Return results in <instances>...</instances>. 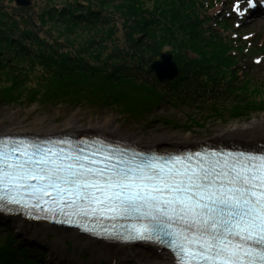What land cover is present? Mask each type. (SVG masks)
Here are the masks:
<instances>
[{"label":"snow or ice","instance_id":"1","mask_svg":"<svg viewBox=\"0 0 264 264\" xmlns=\"http://www.w3.org/2000/svg\"><path fill=\"white\" fill-rule=\"evenodd\" d=\"M243 2L233 5L239 16L256 6ZM13 206L67 217L57 222L85 232L93 220H130L109 238L167 237L178 264H264V154L129 155L103 143L9 137L0 139V209Z\"/></svg>","mask_w":264,"mask_h":264},{"label":"rangeland","instance_id":"2","mask_svg":"<svg viewBox=\"0 0 264 264\" xmlns=\"http://www.w3.org/2000/svg\"><path fill=\"white\" fill-rule=\"evenodd\" d=\"M28 1L30 5L22 7L17 4V0H0V7L6 8L10 12H19L24 19H31L41 29V33L45 38L61 46L60 51L65 53L73 51L82 54H84L83 51H86L88 59L91 56L93 58L92 53H103L104 56H111L115 51H130V47L134 46L135 43L131 41L132 39H127L126 30L129 28L134 33L135 39L142 40L144 38L143 47L139 48V51L145 55L150 49L149 46H152L153 42L156 41L154 40L155 37H151V34L149 37H144L148 32H153V30L151 31L153 27H148V23L152 24L155 15H160L159 13L166 10V2L169 5L173 3L172 0L166 2H164L165 0H126V2L133 1L135 4L134 11L128 12L126 9L122 10V7L119 6L124 0ZM87 1L96 4L98 2L105 3L104 10L115 18L116 22L110 28H105V31L101 30V33L104 32L103 37L105 32L108 34L112 30V34H108L112 42L106 40L103 45H94L98 32L94 29H91L92 32L89 31L85 24H80L77 27L73 26L66 21L68 16L64 15V12L61 14V11H67V9L74 6L79 7L78 3L83 4ZM235 2L236 0H221L220 2L219 13L225 16L229 15L233 20V29L227 31V37L221 35L224 39H232L236 34V36H243L247 40H251L253 35L259 36L260 44L263 45L264 17L250 18L245 14L243 16L237 15L233 11ZM244 7H247V0L242 3V8ZM120 9L121 12H119ZM156 10L159 12H156ZM140 33H143L144 36ZM105 46L107 49L104 48ZM100 47L102 48L100 49ZM176 48V44H169L162 52L173 56L178 55L181 61L187 59L195 66L204 63L205 66L216 68L218 73L223 72L225 74L223 79H221L222 75L221 78L219 77L224 86L235 81L233 76L235 72L231 75L232 69L226 68V64H223L220 60L207 63L206 58H215L217 50L210 47H200L198 53L187 52L183 55ZM199 53H202V55ZM247 58L240 63L241 72L239 74L249 73L264 77V57ZM159 60H161V56L155 57L152 63ZM257 61L259 62L257 63ZM20 63L22 64V62ZM20 69L23 68L19 67ZM26 72L25 69L22 70L23 75H21L19 82L20 88L10 85L4 76L0 77V120L17 115L25 128L31 127L38 120H46L51 125H64L71 120H79L83 124H104L111 121L114 127L120 128L124 133L144 138L163 135L167 137L188 136L191 134L195 137L210 138L220 130H229L236 126L250 124L256 120L263 121L264 126V84L260 85V83H253L252 87L244 86L242 89L240 83H238L236 85L237 89L233 93L234 96L223 100L212 99L211 90L209 89H201V91L206 92V96L209 95V98L199 97L193 101L187 99V97H182L180 91L165 88L164 91L159 90L160 98L158 102L153 99L155 103L148 101L146 96L148 92H141L142 95H140L137 102L131 99L122 102L120 93H116L118 94L116 97L106 98L107 100L105 99L102 102V100L87 98L84 95L66 99L52 97L50 94H44L47 92L42 91V89L36 93V86L32 80L37 76H41V70L40 68L37 69L33 75L31 73L30 77L25 76ZM151 77L157 79L155 73L151 74ZM179 77L180 73L174 80ZM236 83L237 80L234 84ZM32 91L37 95H33L32 102H29L32 97H29L30 94L27 92L32 93ZM38 93L42 95H38ZM178 94L180 96L176 97ZM11 236L17 240V243L14 247L7 248L8 251L19 252L16 253L18 255H22L21 253L24 252L27 257L29 255L31 260L26 261L28 264H143L136 259L121 262L119 260L109 261L104 257L106 260H103L89 250L85 251L78 248L72 241L58 246L57 241L60 238L51 234L45 239L30 237L21 233L10 219L0 216L1 248L5 247L1 242L6 241Z\"/></svg>","mask_w":264,"mask_h":264},{"label":"trees","instance_id":"3","mask_svg":"<svg viewBox=\"0 0 264 264\" xmlns=\"http://www.w3.org/2000/svg\"><path fill=\"white\" fill-rule=\"evenodd\" d=\"M91 1L78 3L79 7L74 6L67 11H60L61 14L64 12V15L68 16L66 21L73 26L85 24L89 31L94 29L98 32L94 45H103V42L111 39L108 34H112V30L108 34L105 32L104 37L102 36L104 32L101 33V30L105 31V28H110L116 20L104 10L105 3L96 4ZM166 1L170 0L164 2ZM172 1V5L166 2L168 7L165 5L166 10L159 13L160 15H155L152 24L148 23V27H153L151 29L153 32H148L145 36L140 33L144 37H149L151 34V37H155L154 40H156L152 46H149L150 49L145 54L146 56L139 51V48L143 47L144 38L135 39L134 33L129 28L126 30L127 39H132L131 41L135 43L130 47V51H115L111 56L92 53L93 58L91 56L90 59L87 58L86 51H83L84 54L60 51L61 46L45 38L41 29L31 19H24L21 13L10 12L0 7V77L4 76L10 85L20 88L22 70L25 69L27 71L25 76L30 77L31 73L33 75L40 68L41 76L32 80L36 86V93L42 89L47 92L44 94H50L52 97L66 99L84 95L87 98L102 100V102L106 98L116 97L118 95L116 93H120L122 102H126L127 99L137 102L142 95L141 92H148L146 95L148 101L155 103L153 99L158 102L159 90L164 91L165 88L180 91L182 97L193 101L199 97L209 98L206 92L201 91L202 88L209 89L212 99L223 100L234 96L233 93L238 83L241 89L244 86L252 87L253 83L264 84L262 76L249 73L239 74L241 72L239 66L243 59L255 56L264 57V44L261 45L259 36L254 35L251 40L243 36L238 37L236 34L232 39H224L222 35L227 37V31L233 29V20L229 15L219 13L221 0ZM119 6L128 12H133L135 9L133 1L124 0ZM156 12L159 11L156 10ZM173 43L183 55L187 52L195 53L200 47L217 50L215 58H206L207 63L220 60L226 64V68L232 69L231 75L235 72L233 76L237 83L234 84L235 81H232L224 86L221 80L225 76L223 72L218 73L216 68L205 66L204 63L195 66L187 59L181 61L178 55V57L173 56L180 70L178 79L171 82H160L151 77L149 69L153 64V59L164 54L163 49ZM104 48L107 49L106 46ZM199 54L202 55V53ZM19 67L23 69L19 70ZM27 93L30 94L29 97L37 95L33 91ZM38 95L42 94L38 93ZM179 96V94L176 95V97ZM32 99L33 97L29 102H32ZM1 243L6 248L0 246V264H26L31 260L24 252L18 255L16 253L19 252L8 251L7 248H12L17 243L13 236Z\"/></svg>","mask_w":264,"mask_h":264},{"label":"bare ground","instance_id":"4","mask_svg":"<svg viewBox=\"0 0 264 264\" xmlns=\"http://www.w3.org/2000/svg\"><path fill=\"white\" fill-rule=\"evenodd\" d=\"M253 17V15L251 16ZM166 82V81H165ZM76 137L88 139L104 137L108 140L128 144L140 150L161 154H183L188 151H198L204 148H216L227 150H243L264 152V126L263 121H253L250 124L236 126L229 130H220L210 138L188 136H150L142 137L129 135L120 128L114 127L111 121L104 124H83L79 120H71L64 125H51L46 120H38L30 127H23L22 121L17 115L12 118L0 120V139L4 138H61ZM16 225L17 229L30 237L46 238L55 235L60 238L58 246L72 241L82 250H89L97 254L101 259L113 261H125L136 259L143 264H178L177 260L166 250L151 245H126L107 242L89 236L78 230L63 228L53 225L51 222H35L24 214H4ZM51 223V224H50Z\"/></svg>","mask_w":264,"mask_h":264},{"label":"water","instance_id":"5","mask_svg":"<svg viewBox=\"0 0 264 264\" xmlns=\"http://www.w3.org/2000/svg\"><path fill=\"white\" fill-rule=\"evenodd\" d=\"M17 4L22 7H26L30 5L28 0H17ZM150 73L151 74L155 73L157 79L160 82L173 81L179 75V68L177 64L173 61V55L164 53L161 55V60L156 61L151 65ZM0 213H4V212L0 211ZM11 214H15V213H11Z\"/></svg>","mask_w":264,"mask_h":264}]
</instances>
